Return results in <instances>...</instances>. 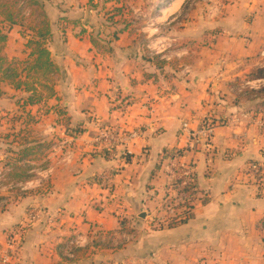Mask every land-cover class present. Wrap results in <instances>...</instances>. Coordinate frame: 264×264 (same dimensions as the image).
I'll return each mask as SVG.
<instances>
[{"label": "crops", "instance_id": "0c3cea01", "mask_svg": "<svg viewBox=\"0 0 264 264\" xmlns=\"http://www.w3.org/2000/svg\"><path fill=\"white\" fill-rule=\"evenodd\" d=\"M101 1H42L60 73L52 97L25 103L24 129L33 128L25 147L32 139L44 145L35 159L41 166L33 181L32 159L24 160L25 179L0 188V254L10 234L19 233L16 264H264V170L249 172L250 164L264 163L262 140L251 126L233 125L236 106L210 93L220 86L215 77L229 71L209 61L210 30L219 42L245 32L253 39L264 22V0H227L233 2L227 10L237 13L218 22L209 21L203 1L186 12V0ZM120 7L127 15L102 25L116 29V38L93 46V24ZM147 10L153 12L145 18ZM22 39L13 26L2 53L7 60L26 56ZM247 51L231 52L247 57ZM4 85L0 111L17 109L18 92ZM202 121L214 122L208 143L188 145L182 123L194 130ZM16 128L0 137V165L3 143L11 138L16 145ZM106 129L114 139L101 138ZM178 149L200 196L188 220L155 224L168 182L164 166ZM24 183L34 190L21 191ZM29 208L42 211L33 223L26 220ZM72 237L84 243L68 259L60 247Z\"/></svg>", "mask_w": 264, "mask_h": 264}, {"label": "rangeland", "instance_id": "374dc122", "mask_svg": "<svg viewBox=\"0 0 264 264\" xmlns=\"http://www.w3.org/2000/svg\"><path fill=\"white\" fill-rule=\"evenodd\" d=\"M41 1L44 2V0H41ZM103 1L104 0H102L101 3L104 4ZM116 1L122 2V0H116ZM137 1L145 3V1L147 0H128V2H137ZM160 1L162 5H166L172 0H160ZM197 1L199 2L203 1L204 3L208 5V15H209L208 19L210 22H218L221 19L228 17L230 13H231V16H235L237 13V10H227L226 8L227 6L233 5L232 4L233 2L230 4V1H227V0H186L183 12H186L191 7V5ZM19 3H21V1ZM152 12L153 10L145 11L144 12V15L146 16L145 18L152 16ZM110 13H116V12H111L110 9L106 11L105 15H103V21L100 20L99 22H96V24H93L92 27H94V29L92 28V31H90L92 34V38L97 42L98 46L101 45L99 41L105 43L107 39L110 38L113 35V33H116L117 31L116 29L108 30L104 28L106 17ZM123 13L127 15L128 12L126 8L117 10V15L114 16L113 18L115 17L120 18V16ZM25 17H27V15ZM262 17H264V14H262ZM245 19H246V22L251 23L253 19V15L252 16L245 15ZM262 19L264 21V18ZM144 20H145L144 17H141V20L140 19L136 21L134 20L135 21V23H133L134 27L137 29L138 27L142 26ZM95 21H98V20H95ZM24 23H25V26H27L28 24L31 23V19L29 20L26 19ZM256 30H257L256 36L253 39L248 36L244 37L246 35V32H245L242 34H238L240 35L239 38L237 37L236 39L237 41H233V42L217 41V39H214L215 30L213 31L210 30L209 32V61L210 63L214 61L217 67H223V68L228 69L229 71L224 76V78L219 77L218 75L215 77V79L220 83V86L217 85V87H215L214 89H211L210 93L211 94L214 93L215 97H217L218 99H221L225 102L231 103L236 106L235 108L237 109V113H235L236 116L234 115V117L231 119V123L233 125H236L242 128L251 126L255 134L258 135L259 138L262 140V153L264 154V22L262 25L258 23L256 25ZM27 39L28 38L22 39L24 42V51L26 52V56L21 59H16L18 61H24L27 58V53H29V50L25 48V43ZM249 47H253V48H249ZM238 48L239 49L243 48L245 50L247 49L250 53V56L245 57L243 56L242 52H239V54H233L231 52V51L238 52ZM248 51L246 53H248ZM2 53H3V50H2ZM11 60H8V61H11ZM22 67L23 66H19V71L20 69H22ZM238 72L240 74L236 76ZM58 76L59 75H54L51 78V80H49V85L53 87V91L58 81ZM21 78L22 80H24L23 75L21 76ZM3 79H4V76L1 75L0 73V89H7V86H5L4 84L6 83L9 87L11 85L9 84L8 81H4ZM36 88L39 89L37 96H39L40 100L52 97V96H48L46 90H44V88L41 87L40 85H36ZM11 89H13L12 86H11ZM17 92L18 93L16 95V101L19 107L17 109L11 108L10 110L9 108H4L3 110L0 111V137L5 138V136L14 135L12 134V130H14L13 128L15 125L17 127L16 132L17 131L20 132V134L19 132H17L19 135L17 139L13 138L14 140L16 139L15 146L10 144L9 141L11 140V138L7 139V141L5 139L6 142L3 143L4 154H2L3 160L0 165L1 166L0 168V188H3V186H5L4 183H6V181L22 182L21 180L23 177L21 175L26 174L25 172L29 170V169H25L26 167L24 165L25 163L24 160H29V158L32 159L33 167L35 169L34 171H32L30 176L34 178L33 181H35L36 178L38 179V176L36 175L38 171L36 170H38V168L41 166V163L35 159L37 158L40 159L39 157L40 149H41L40 146L44 147V145L43 144L40 145L38 142H35L33 139H32L33 144H31L27 148L25 147V143H24V140L26 139V137L33 136L32 134H30V131L33 130L32 127L24 129L25 123L29 122L28 120L29 118H27L26 111L24 109L25 103H26L25 100H26V97H28L29 93H22L19 91ZM40 100L38 102H40ZM203 122H207V121H203ZM27 124H30V122ZM33 126H34V123H33ZM106 130L111 131L110 129H106ZM14 147L16 148L17 152L15 155L14 154L10 155L9 150H12ZM25 149H29V151L25 152ZM14 164L16 165V170H13L11 166ZM252 164H256L260 168V172H261V169L264 170V163L262 164L252 163ZM252 164L249 165V172H250V166ZM31 190H34V189L29 188L26 191H31ZM162 204H160L159 211H158L159 215H157V217H163L166 214L164 208L162 207ZM31 209L32 208H29V210ZM35 209H38L40 210V212H42L41 209L39 208H35ZM169 223L171 224L169 225ZM176 223L177 222H168L167 226H172ZM261 226L264 228V220ZM261 235L264 240V231L261 232Z\"/></svg>", "mask_w": 264, "mask_h": 264}, {"label": "trees", "instance_id": "16d2710c", "mask_svg": "<svg viewBox=\"0 0 264 264\" xmlns=\"http://www.w3.org/2000/svg\"><path fill=\"white\" fill-rule=\"evenodd\" d=\"M20 1L21 3H19ZM103 2L105 3L107 0ZM117 10L121 9L114 8L111 12L116 13L107 15V23L113 21V17L117 15ZM26 15L27 17H25ZM26 19H31V23L27 26L24 23ZM13 26H18L20 35L28 38L25 48L29 50V53H27V58L24 61L15 59L8 61L2 54L7 34ZM51 37V25L41 0H0V73L4 76L3 80L8 81L15 91L29 93L25 100L26 103L35 104L40 100L37 96L39 89L36 88V85L43 87L48 96L54 95L49 80L54 75H59L60 68L52 60L48 49ZM113 38H116V33H113ZM91 43L93 46L98 45L93 38H91ZM19 66H23L20 71ZM22 75L24 80L21 78ZM24 175L21 176L25 179ZM192 177L194 178L193 173ZM204 202L205 199L202 203Z\"/></svg>", "mask_w": 264, "mask_h": 264}, {"label": "built area", "instance_id": "2783aa9c", "mask_svg": "<svg viewBox=\"0 0 264 264\" xmlns=\"http://www.w3.org/2000/svg\"><path fill=\"white\" fill-rule=\"evenodd\" d=\"M214 123L211 121L200 122L196 129L191 130L188 128L187 123H182L181 131L185 134L188 145L197 143L202 140L204 144L208 143L214 130ZM127 138L137 137V134L130 133ZM101 138L114 139V134L111 131H105ZM120 140H124L119 138ZM183 156V150L178 149L173 151L167 157L164 166V172L168 178L166 185L165 196L163 199L162 207L166 214L163 217H157L154 221L155 224L167 225L168 222L181 223L189 219L192 207L198 200V187L196 181L192 177V170L189 165L182 164L179 160ZM250 172L253 175L260 174V168L256 164L250 166ZM30 183L19 184L21 191H26L30 187ZM41 212L38 209L32 208L26 214L28 223H33L38 220ZM129 238L127 235L122 236V241L127 242ZM19 233H12L7 238L5 243V250L0 254L1 264H16V259L19 251ZM84 241L80 237L69 238L64 242L60 251L64 257L74 259L76 251L82 248Z\"/></svg>", "mask_w": 264, "mask_h": 264}, {"label": "water", "instance_id": "95a60500", "mask_svg": "<svg viewBox=\"0 0 264 264\" xmlns=\"http://www.w3.org/2000/svg\"><path fill=\"white\" fill-rule=\"evenodd\" d=\"M140 217H143V215H141Z\"/></svg>", "mask_w": 264, "mask_h": 264}]
</instances>
